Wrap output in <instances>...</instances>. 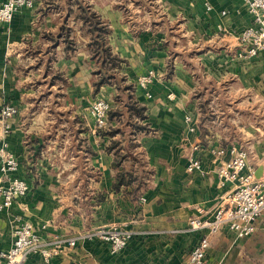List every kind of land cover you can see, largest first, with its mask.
I'll use <instances>...</instances> for the list:
<instances>
[{"label": "crops", "instance_id": "crops-1", "mask_svg": "<svg viewBox=\"0 0 264 264\" xmlns=\"http://www.w3.org/2000/svg\"><path fill=\"white\" fill-rule=\"evenodd\" d=\"M33 1L0 24V102L18 109L5 141L19 162L15 176L29 186L0 212V249L10 246L12 227L21 221L30 222L47 247L57 237L118 225L134 234L116 253L106 242L77 241L61 245L49 263L33 253L25 264H183L204 232L186 230L188 215L200 208L203 217H212L231 188L219 186L216 176L229 155L216 157L210 148H245L254 175L259 170L264 178V52L238 56V36L252 23L246 5L79 0L110 28V50L123 60L118 73L134 85L133 96L145 109L141 123L151 129L138 135L147 173L145 187L132 196L131 186L113 189L117 169L107 146L119 135L100 133L88 111L97 97L112 104L117 90L93 87L97 63L89 35L74 18L75 0ZM66 27L75 43L71 50ZM148 69L159 78L141 88L137 77ZM2 127L0 122V132ZM191 154L201 166L189 172ZM205 264H264V214L251 235L237 237L226 226L210 234Z\"/></svg>", "mask_w": 264, "mask_h": 264}, {"label": "built area", "instance_id": "built-area-1", "mask_svg": "<svg viewBox=\"0 0 264 264\" xmlns=\"http://www.w3.org/2000/svg\"><path fill=\"white\" fill-rule=\"evenodd\" d=\"M252 16V23L242 30L238 39L242 48L238 52L241 58H250L258 52H264V0H242ZM206 8L210 4L206 3ZM34 6L33 0H4L0 5V24H8L14 14L22 8ZM159 76L153 69H148L137 77L136 85L147 88ZM149 97L150 94L147 93ZM168 99H173L174 94L169 93ZM110 102L104 97L95 98L89 105L88 111L93 118L96 128L101 129L107 124ZM18 113L17 107L10 103L0 102V122L3 127L0 132V212L9 211L14 202L27 194L29 186L25 179L15 176L19 162L7 149L5 136L10 129V119ZM188 132L195 130L192 116H184ZM198 143L193 145L197 149ZM210 152L216 157L229 155L216 171L219 186L224 187L230 183L226 202L219 206L212 217H203V209H197L187 217V231H204L194 244L183 264H205L206 251L209 246V235L216 233L226 226L237 237L251 235L257 228V223L264 214V178H256L254 168L248 163V151L234 144L223 147H211ZM200 161L193 156H188L186 169L191 172L198 170ZM139 202H144L143 195L138 197ZM134 231L118 225L102 226L82 231L72 237H57L52 247H47L28 221H21L12 227V242L7 249H0V264H25L28 256L39 253L47 263L60 252L63 244L74 246L77 241L95 240L106 242L112 253L122 250Z\"/></svg>", "mask_w": 264, "mask_h": 264}, {"label": "trees", "instance_id": "trees-1", "mask_svg": "<svg viewBox=\"0 0 264 264\" xmlns=\"http://www.w3.org/2000/svg\"><path fill=\"white\" fill-rule=\"evenodd\" d=\"M73 3L76 5L73 11L74 18L82 22L89 35L87 45L91 58L97 63V69L94 71V89L97 90L102 84H109L117 90L108 110L107 124L99 129L100 133L109 135L111 138L119 135V138L111 139L107 146V149L114 154L112 166L117 169L113 189L117 190L121 185L131 186L130 193L134 196L145 187L146 181L147 170L144 160L137 152L138 135L151 131L147 124L141 123L145 118V109L137 103L133 96L134 85L118 73L123 60L110 50L107 39L110 28L107 23L92 11L89 5L79 0ZM65 29V47L70 50L74 49V41L68 38L69 28ZM201 107L202 112H205L204 102ZM114 120L117 124L110 125Z\"/></svg>", "mask_w": 264, "mask_h": 264}, {"label": "water", "instance_id": "water-1", "mask_svg": "<svg viewBox=\"0 0 264 264\" xmlns=\"http://www.w3.org/2000/svg\"><path fill=\"white\" fill-rule=\"evenodd\" d=\"M259 172H260L259 170L255 172V177H256V178L261 177V174H260Z\"/></svg>", "mask_w": 264, "mask_h": 264}]
</instances>
